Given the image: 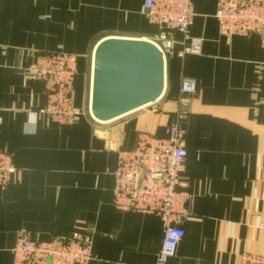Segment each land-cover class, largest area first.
Wrapping results in <instances>:
<instances>
[{
    "label": "crops",
    "instance_id": "obj_1",
    "mask_svg": "<svg viewBox=\"0 0 264 264\" xmlns=\"http://www.w3.org/2000/svg\"><path fill=\"white\" fill-rule=\"evenodd\" d=\"M188 31L198 55L171 57L166 90L154 105L109 123L89 112L93 55L105 39L150 40L159 27L145 0H0V153L17 169L0 187V264H13L18 233L44 238L80 230L93 237L90 264H155L162 243L158 217L117 211L116 150H132L138 132L162 136L178 113L188 156L181 170L190 195L185 237L168 264H241L264 256V48L260 35L228 37L216 19L218 0H192ZM175 51L181 49V35ZM78 58V122L34 118L44 86L30 70L42 53ZM197 91L178 102L181 81Z\"/></svg>",
    "mask_w": 264,
    "mask_h": 264
},
{
    "label": "built area",
    "instance_id": "obj_2",
    "mask_svg": "<svg viewBox=\"0 0 264 264\" xmlns=\"http://www.w3.org/2000/svg\"><path fill=\"white\" fill-rule=\"evenodd\" d=\"M143 10L150 22L159 27V33L150 41L161 51L166 64L171 57L183 59L200 54L202 40L188 35L194 22L192 0H145ZM216 19L228 37L260 35L264 48V0H218ZM174 34L183 37L179 51L174 50L178 44ZM30 72L44 86L47 95L45 107L31 115L64 125L78 122L82 113L74 107L77 56L42 53ZM196 91L197 83L184 78L178 102L187 103ZM182 116L180 111L177 119L164 128L162 136L144 128L138 132L132 150H116L112 204L122 213L160 219L163 236L155 264H168L176 256L190 216V195L181 177L188 156L184 145L187 132L180 123ZM16 172L13 157L1 152L0 187L7 186ZM258 228L264 232V216ZM93 242L91 235L80 230L49 238L20 232L11 250L13 264H90ZM241 264H264V256L246 253Z\"/></svg>",
    "mask_w": 264,
    "mask_h": 264
},
{
    "label": "water",
    "instance_id": "obj_3",
    "mask_svg": "<svg viewBox=\"0 0 264 264\" xmlns=\"http://www.w3.org/2000/svg\"><path fill=\"white\" fill-rule=\"evenodd\" d=\"M166 90V62L149 40L108 38L95 49L89 110L109 123L156 104Z\"/></svg>",
    "mask_w": 264,
    "mask_h": 264
},
{
    "label": "bare ground",
    "instance_id": "obj_4",
    "mask_svg": "<svg viewBox=\"0 0 264 264\" xmlns=\"http://www.w3.org/2000/svg\"><path fill=\"white\" fill-rule=\"evenodd\" d=\"M90 92H91V86H90ZM89 104H90V101H89ZM89 112H90V110H89ZM90 114H91V112H90ZM94 119V118H93ZM95 120V119H94ZM96 121V120H95Z\"/></svg>",
    "mask_w": 264,
    "mask_h": 264
},
{
    "label": "rangeland",
    "instance_id": "obj_5",
    "mask_svg": "<svg viewBox=\"0 0 264 264\" xmlns=\"http://www.w3.org/2000/svg\"><path fill=\"white\" fill-rule=\"evenodd\" d=\"M150 41V40H149Z\"/></svg>",
    "mask_w": 264,
    "mask_h": 264
}]
</instances>
